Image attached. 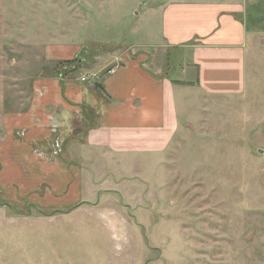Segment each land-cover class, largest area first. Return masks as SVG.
<instances>
[{"label":"rangeland","instance_id":"rangeland-1","mask_svg":"<svg viewBox=\"0 0 264 264\" xmlns=\"http://www.w3.org/2000/svg\"><path fill=\"white\" fill-rule=\"evenodd\" d=\"M161 1L0 0V110L53 71L47 44L147 43V7ZM263 4L243 83L184 101L162 154L88 172L76 201L40 189L0 200V264H264ZM50 123L53 153L64 133Z\"/></svg>","mask_w":264,"mask_h":264},{"label":"crops","instance_id":"crops-1","mask_svg":"<svg viewBox=\"0 0 264 264\" xmlns=\"http://www.w3.org/2000/svg\"><path fill=\"white\" fill-rule=\"evenodd\" d=\"M263 1L162 0L147 7L157 20L144 23L147 43L47 44L53 71L38 73L30 90L11 92L0 110V200L34 198L40 189L50 200L76 201L92 180L88 172L162 154L184 101L243 83ZM88 72L96 76L83 80ZM52 120L64 133L59 155L50 151Z\"/></svg>","mask_w":264,"mask_h":264},{"label":"built area","instance_id":"built-area-1","mask_svg":"<svg viewBox=\"0 0 264 264\" xmlns=\"http://www.w3.org/2000/svg\"><path fill=\"white\" fill-rule=\"evenodd\" d=\"M91 76H96V73L95 72H93L92 74H91ZM59 140V139H58ZM57 144V147L54 145V152L53 153H58L59 151H61V148H62V142H61V140H59L58 141V143H56Z\"/></svg>","mask_w":264,"mask_h":264},{"label":"trees","instance_id":"trees-1","mask_svg":"<svg viewBox=\"0 0 264 264\" xmlns=\"http://www.w3.org/2000/svg\"><path fill=\"white\" fill-rule=\"evenodd\" d=\"M76 61H78L77 59H72V60H69V61H67L68 63H75ZM67 64H65V66H66Z\"/></svg>","mask_w":264,"mask_h":264}]
</instances>
